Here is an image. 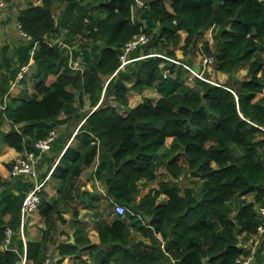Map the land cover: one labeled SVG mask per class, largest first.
I'll list each match as a JSON object with an SVG mask.
<instances>
[{
	"label": "trees",
	"instance_id": "obj_1",
	"mask_svg": "<svg viewBox=\"0 0 264 264\" xmlns=\"http://www.w3.org/2000/svg\"><path fill=\"white\" fill-rule=\"evenodd\" d=\"M23 1L17 19L31 38L14 47L10 74L0 61V151L7 144L38 154L36 141L79 109L85 120L75 137L83 147L64 149V135L54 140L56 155L64 149L52 173L59 196L51 202L40 189L38 210L46 226L42 238L26 245L21 206L33 182L0 175V264H20L24 256L27 263L52 258V264H63L88 250L94 264H239L251 255L243 241L257 233L258 205H264V0ZM57 2L63 5L55 14ZM208 27L213 39L202 49L216 70L231 75L224 83L210 81L206 70L207 79L192 77L189 68L167 58L193 66L176 53L182 31L180 48L188 55ZM142 32L148 41L121 67L126 43ZM1 53L7 59L8 43ZM32 55L35 93L4 99ZM243 64L245 77H232ZM148 88L160 97L145 96L131 106L129 93ZM163 165L169 179L161 177ZM91 167L88 179L100 181L105 194L97 185L83 188L82 174ZM184 178L196 185L182 187ZM155 181L158 187L138 199L142 187ZM162 195L167 199L159 200ZM118 203L125 214L115 212ZM78 205L96 214L114 207V221L98 226L107 248L92 243ZM66 212L72 214L74 242L60 239ZM9 227L13 234L5 247ZM262 249L255 253L259 259ZM56 250L60 257L53 258Z\"/></svg>",
	"mask_w": 264,
	"mask_h": 264
},
{
	"label": "crops",
	"instance_id": "obj_2",
	"mask_svg": "<svg viewBox=\"0 0 264 264\" xmlns=\"http://www.w3.org/2000/svg\"><path fill=\"white\" fill-rule=\"evenodd\" d=\"M10 5L0 13V43L1 45L8 43L10 45V51L11 53H7V59H3L2 53H1V62L4 60V65L2 66V72L6 74H10L11 67L10 62L11 59H17V54L12 53L14 51V47L21 43L25 42L26 40L23 38L21 34V30L19 28V21L17 19L18 16V10L24 6L23 0H13L11 1ZM186 32V31H185ZM186 36V35H185ZM81 58V56H80ZM32 60V59H31ZM33 61L32 63L24 70L22 67L21 71L19 72V75L16 80H14L10 86V89L8 91V94H5L3 96L4 99H6L9 95L11 96H25V95H33L36 91L35 88V80L33 77L34 74V67H33ZM6 63V65H5ZM194 63H197V61ZM22 75V77H21ZM25 94V95H24ZM145 96H150L154 100H157L160 97V93L156 88H148L145 89L143 92H136L131 91L129 93L130 98V105L133 107L138 106L140 103H142ZM0 105H2L0 103ZM74 105H77L75 103ZM84 111L83 109H79L76 113V115H73L70 120L67 123L62 124L57 129H55L57 136H67L68 139L66 141L64 149L69 146H76L79 148H82L83 145L76 139L75 135L79 131L81 125L84 122V118H82L79 113ZM66 114L63 113L60 118H65ZM3 129L10 128V123L8 120H5V122L2 125ZM64 149L61 151L60 154L56 155L55 150H49L47 152H40L38 153V178L37 179H29L33 182V186L29 189L28 192H30L34 187L42 183L41 189H44L47 191L49 199L54 201L59 196L58 191V180L52 176V173L54 171V168L56 167V164L58 163L62 153L64 152ZM22 153L18 152L15 148L3 144L0 151V175L5 179H12V176L10 175V167L8 166L9 162L15 161V159L21 155ZM92 170V167L87 169L82 174V179L86 182V184L83 186V188L88 190H94L95 186L97 185L102 194H105V189L103 188V185L100 181H94L93 179H88L89 173ZM27 192V193H28ZM80 207V219L85 217L84 219H81L82 225L84 228L88 231V235L92 241V243H100V237L98 232V226L103 222H113L114 221V215L108 213L106 211V208H101V212L96 214L94 211H91L90 209L83 208L81 205H78ZM83 211H86V215L82 216ZM82 212V213H81ZM65 217L67 219V223L63 224L61 228L63 229L64 233L60 235V239L64 240L68 237H71L72 234L74 235L75 227L71 221L72 214L71 212H66ZM46 226L45 218L42 217L39 210L34 211L27 217V221L24 225V235L23 240L25 245L27 244V241L29 239L38 240L42 238L43 236V230ZM263 236H257L253 235L248 241H243V244L245 247L249 249L256 248L257 252H259V249L263 248ZM253 252V251H252ZM262 253L264 254V249H262ZM259 254V253H258ZM256 255L254 257V260L250 264H256V261H258V264H264L263 259H259V255ZM91 254L90 251H86L82 254V258H70L66 257L63 264H69L71 261H73V264L78 263L81 259L89 261L90 264H94L91 261L90 258ZM60 257L58 255V251H54L53 258ZM51 260L49 259L48 263L50 264ZM26 260L22 261V264H26ZM33 262L30 260L27 264H32Z\"/></svg>",
	"mask_w": 264,
	"mask_h": 264
},
{
	"label": "built area",
	"instance_id": "obj_3",
	"mask_svg": "<svg viewBox=\"0 0 264 264\" xmlns=\"http://www.w3.org/2000/svg\"><path fill=\"white\" fill-rule=\"evenodd\" d=\"M13 1V0H12ZM139 1V0H138ZM10 3H12L11 1H6V0H0V13H2V11L4 9H6ZM140 4H142L139 1ZM19 28L21 30V34L23 36V38L25 40H28L31 38V36L29 34H27L21 27V24L19 23ZM148 41V35L144 32L136 35L133 39L129 40L124 49L123 52L120 54V58H121V67H125L126 64H128L130 61L133 60V58L129 57V53L134 50L135 48H137L139 45L146 43ZM63 43L65 45L64 42H60ZM31 54H34V49L31 51ZM162 55V54H161ZM165 56V55H163ZM167 57V56H165ZM177 63H180L184 66H186L187 68H189L192 72V77L194 76H198L200 78H204L207 79L204 76V71L206 66L208 65H212L214 58L212 56H205L203 58V60L200 62L201 63V71L200 72H196L195 69L193 68L192 65L186 64L178 59H174V58H170L167 57ZM31 59L33 60V55L31 57ZM30 59V62L26 65L23 66L24 70L32 63ZM0 60H1V43H0ZM71 64L74 68H80V62L79 60H71ZM169 73V69H165L164 75L166 76ZM22 77V75H21ZM57 137V133L56 131H51L50 134L45 137V138H41L39 140L36 141V147L39 149L40 152H47L49 150H51L52 144L54 142V140ZM38 154H36L34 151H26L24 153H22L21 155H19L15 161L14 164L12 166V168L10 169V175L12 177H16V176H24L26 178H30V179H37L38 178V167H37V163H38ZM42 183L37 184L34 189H32L30 192L27 193V195L25 196L23 202H22V206H21V233L23 236V229H24V225L27 221V217L28 215H30L31 213H33L34 211L38 210V204L40 201V196H39V191L41 189ZM115 212L118 214H125L126 213V206L124 204H116L115 206ZM258 212L260 215V219L262 220V222L260 223V225L258 226V230L257 233L255 235L257 236H263L264 238V205H258ZM12 229L9 227L6 229V239H5V243L4 246L6 247L8 245V243L11 241L12 238ZM254 258V254L252 252L251 255L249 256H245L241 259H239V264H250L253 261ZM25 261V259H24ZM48 263V260H47Z\"/></svg>",
	"mask_w": 264,
	"mask_h": 264
},
{
	"label": "rangeland",
	"instance_id": "obj_4",
	"mask_svg": "<svg viewBox=\"0 0 264 264\" xmlns=\"http://www.w3.org/2000/svg\"><path fill=\"white\" fill-rule=\"evenodd\" d=\"M36 2H40V0H36ZM62 5H63L62 2H57V3H56V8H55L56 10L54 9V10H55V14H58V13H59V11H60ZM186 33H187V32L182 31L183 39H182L180 45L176 48L177 56H178V58H183V57H185V58H187V59H192L193 61H195V62L197 61V63H200V62L203 60V58L206 56V54L203 52V49H202L203 42H204L205 40H207V39H209V40H211V41H212V39H213V37H212V27H208V28L205 30V35H204V37L199 41V44H198L197 47L194 49V50H195V53H189L188 55H185L183 49L180 48V46H181V45L183 44V42H184V37H185ZM62 44H63V43H62ZM63 45H64V44H63ZM65 45H67V43H65ZM79 59H81L80 56H79ZM247 69H248V64H243V65H241V66L236 70V72L234 73V75H232V77H234V78H235V77H236V78H242V77H245V75H246V73H247ZM205 70L209 73V76H210L209 79H210V81H212V82H215V83H217V82L224 83V82H226V81L232 79V78H231V75H230L229 73H226V72H224V71H220V70H216V69L214 68L213 64H212V65H208V66H206ZM24 95H25V94H24ZM171 140H172V139L169 138L168 142L170 143ZM159 171L161 172V177H162V179H163V178H165V179H169V178H170V175L166 172L164 165L161 166V168L159 169ZM164 176H165V177H164ZM158 185H159V182H158V181H155V182H151V183H149V184L146 185V186H143V187H142V190H141V192H140V194L138 195V199H140L142 196H144L145 194H147L150 188H152V187H158ZM192 185H196L194 182H192V178H184L183 181L181 182V186H182V187H185V186H192ZM249 198H251V196H249ZM166 199H167V197H166L165 195H162V196L159 198V200H161V201H164V200H166ZM113 209H114L113 206H111V205H107L106 211H107L108 213H110ZM114 210H115V209H114ZM81 213H82V212H81ZM85 213H86V211H83L82 216L86 215ZM84 218H85V217H83V218H81V219H84ZM23 232H24V229H23ZM23 235H24V233H23ZM245 248H247V247H245ZM252 251H253V254H254V257H255V256H256L255 253L257 252V249H256V248H253ZM53 254H54V252H53ZM52 257H53V255H52ZM255 258H256V257H255ZM24 259L26 260V256L23 257V260H24ZM23 260H22V261H23ZM253 260H254V258H253ZM22 261H21L20 264H22ZM263 262H264V259H263ZM49 263L52 264V258H51V261H50ZM73 263H74V262L71 261V263H69V264H73ZM256 264H258V261H256Z\"/></svg>",
	"mask_w": 264,
	"mask_h": 264
},
{
	"label": "water",
	"instance_id": "obj_5",
	"mask_svg": "<svg viewBox=\"0 0 264 264\" xmlns=\"http://www.w3.org/2000/svg\"><path fill=\"white\" fill-rule=\"evenodd\" d=\"M142 4L145 5H149L152 2L156 1V0H139ZM167 1V0H166ZM193 68L195 69L196 72H200L201 71V63H194L193 64ZM71 241L74 242L75 241V236L72 234L71 236ZM97 246L101 247V248H107L109 245L108 244H102V243H96ZM206 259V258H205ZM204 259V260H205Z\"/></svg>",
	"mask_w": 264,
	"mask_h": 264
}]
</instances>
